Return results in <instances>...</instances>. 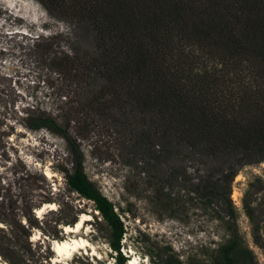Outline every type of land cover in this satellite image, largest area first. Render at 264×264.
I'll return each mask as SVG.
<instances>
[{"label": "trees", "instance_id": "1", "mask_svg": "<svg viewBox=\"0 0 264 264\" xmlns=\"http://www.w3.org/2000/svg\"><path fill=\"white\" fill-rule=\"evenodd\" d=\"M37 1L71 32L77 29L86 44L59 57L74 70L72 88L60 94L67 98L64 113L87 108L104 118L118 113L116 121L130 129L138 149L167 163L163 182L174 181L199 200H212L218 215L233 219L234 176L245 165L264 163V0ZM64 113L62 124L39 111L19 122L64 140L70 162L69 170L60 168L64 182L93 203L108 226L105 239L113 262L123 264L122 223L86 177ZM188 167L195 172L192 178ZM255 200H264L258 176L246 183L240 202L259 244L264 203ZM0 215H6L3 209ZM77 218L75 212L69 219L60 215L54 224L72 225ZM10 223L23 228L16 220ZM233 245L231 240L222 252L225 264H234L228 250ZM9 263L25 264L15 254Z\"/></svg>", "mask_w": 264, "mask_h": 264}, {"label": "rangeland", "instance_id": "2", "mask_svg": "<svg viewBox=\"0 0 264 264\" xmlns=\"http://www.w3.org/2000/svg\"><path fill=\"white\" fill-rule=\"evenodd\" d=\"M78 35L37 0H0V209L6 213L0 215V264H10L13 254L25 264H115L105 239L108 226L93 203L64 182L60 168L70 167L64 140L19 122L26 113L39 111L62 124L68 103L60 94L72 88L74 70L59 57L86 48ZM70 100L79 101L74 96ZM64 116L70 118L69 131L82 152L86 177L113 204L122 223L121 254L136 256L139 264H225L222 252L232 240L228 250L234 264H264V219L257 223V244L240 202L253 176L264 182V163L245 165L234 176V218L227 219L218 215L212 200H199L174 181L163 182L167 163L162 157L157 163L138 149L130 129L116 121L118 113L104 118L87 108ZM44 168L53 176L45 177ZM187 173L195 175L190 167ZM44 202L54 203L56 211L44 210L36 217L34 210ZM74 212L90 219L77 233L64 234L62 224L58 227L54 221L60 215L69 219ZM10 220L23 228L13 227ZM69 237L87 239L96 257L91 250H78L54 262L52 240Z\"/></svg>", "mask_w": 264, "mask_h": 264}, {"label": "bare ground", "instance_id": "3", "mask_svg": "<svg viewBox=\"0 0 264 264\" xmlns=\"http://www.w3.org/2000/svg\"><path fill=\"white\" fill-rule=\"evenodd\" d=\"M43 174L45 175V177L49 178L52 177V173L47 169L44 168L43 170ZM236 192L233 191V198H235ZM54 203L52 202H44L41 206L37 207L34 210V213L36 215V217H40L44 210H54ZM95 212L98 214V212L95 210ZM99 215V214H98ZM88 219H90V216L86 213H80L78 219L72 224H66V225H60L61 226V230L64 234H68V233H77L81 228H83L84 226V222L87 221ZM1 223H0V227H1ZM36 237V233L34 235ZM32 236V239L33 237ZM52 251L55 253V257L53 258L54 262H57L58 259H66V258H70L74 252H77L78 250H81L83 253H87L88 250H91V255L96 257L97 252H95L94 247L92 246V244H90L87 239L83 238V237H69V238H64V239H60V240H52ZM129 253L131 254L132 252L129 251ZM129 261L126 264H139V262L137 261L138 258L136 256H128Z\"/></svg>", "mask_w": 264, "mask_h": 264}, {"label": "snow or ice", "instance_id": "4", "mask_svg": "<svg viewBox=\"0 0 264 264\" xmlns=\"http://www.w3.org/2000/svg\"><path fill=\"white\" fill-rule=\"evenodd\" d=\"M33 239H34V240H35V239H38V237H35V236H34Z\"/></svg>", "mask_w": 264, "mask_h": 264}]
</instances>
